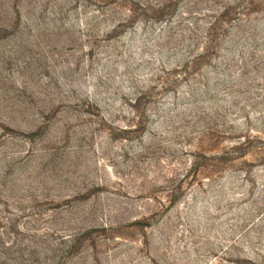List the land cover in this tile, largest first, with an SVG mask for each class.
<instances>
[{"label":"rangeland","instance_id":"obj_1","mask_svg":"<svg viewBox=\"0 0 264 264\" xmlns=\"http://www.w3.org/2000/svg\"><path fill=\"white\" fill-rule=\"evenodd\" d=\"M263 143L264 0H0V264H264Z\"/></svg>","mask_w":264,"mask_h":264},{"label":"trees","instance_id":"obj_2","mask_svg":"<svg viewBox=\"0 0 264 264\" xmlns=\"http://www.w3.org/2000/svg\"><path fill=\"white\" fill-rule=\"evenodd\" d=\"M254 144H255V140L254 139L246 138V140L244 142L239 144L238 149L242 150L243 153H247V152H250V151H256V150H253ZM263 147H264V145H263ZM258 151H259V153L264 154V149H260Z\"/></svg>","mask_w":264,"mask_h":264}]
</instances>
